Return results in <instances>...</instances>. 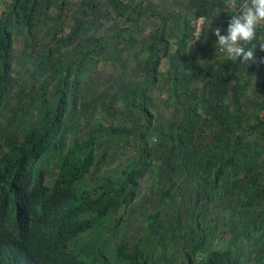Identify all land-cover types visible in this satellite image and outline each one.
<instances>
[{
  "label": "trees",
  "instance_id": "1",
  "mask_svg": "<svg viewBox=\"0 0 264 264\" xmlns=\"http://www.w3.org/2000/svg\"><path fill=\"white\" fill-rule=\"evenodd\" d=\"M10 2L0 264H264V63L216 49L213 30L225 34L231 18L224 0ZM128 151L137 156L121 169ZM146 177L154 210L140 218L152 230L131 242Z\"/></svg>",
  "mask_w": 264,
  "mask_h": 264
},
{
  "label": "clouds",
  "instance_id": "2",
  "mask_svg": "<svg viewBox=\"0 0 264 264\" xmlns=\"http://www.w3.org/2000/svg\"><path fill=\"white\" fill-rule=\"evenodd\" d=\"M226 12L230 15L225 34L221 28L213 30L216 39V49L226 54L232 62H239L247 67L264 63V59L257 60L255 53L257 44L260 51L264 52V38L258 33L264 31V0H224ZM204 23L205 17H199L195 22L193 44L199 40L200 30H197V21ZM197 36V39L195 38ZM6 147L1 153L6 151Z\"/></svg>",
  "mask_w": 264,
  "mask_h": 264
},
{
  "label": "rangeland",
  "instance_id": "3",
  "mask_svg": "<svg viewBox=\"0 0 264 264\" xmlns=\"http://www.w3.org/2000/svg\"><path fill=\"white\" fill-rule=\"evenodd\" d=\"M74 1H77L79 2V0H74ZM155 2H161V3H164V2H167L168 0H154ZM11 2L10 0H0V13L8 6L10 5ZM52 11H56V8H52ZM53 12V13H54ZM55 14V13H54ZM194 27H195V23H194ZM195 38L197 39V36H195ZM45 38L42 36V34L38 35L37 36V40H44ZM22 38L20 35H16L14 36L13 38V41H14V47H15V55H17V52L20 51V48H21V45H22ZM46 42V41H43V43ZM198 55V52L196 50V52L192 55V57H195ZM17 71H19V69L17 70L16 69V73ZM111 71V66H109L108 64L106 65H99L97 67V70H94V73L91 74L92 78L94 79L96 77V75L98 73H100L101 75H106L108 74L109 72ZM15 73V75L17 76V74ZM19 93H20V87H16V88H13L11 89L7 96H6V101L10 104V105H13V106H17V102L19 103ZM15 97V100L13 101L12 98ZM163 98H159V100H162ZM20 106V105H19ZM6 113H2L1 115V111H0V125H3L6 123L5 121V118L3 117V115H5ZM129 153L126 154L125 158L126 160L125 161H122L121 162V169L124 168L126 166V161L127 160H131V159H134L136 158L137 154L136 152L134 151H128ZM117 167V164L116 165H112L110 166V168H106V172L109 174V175H112L114 176L115 174H118L116 173L117 171H119ZM99 170H102L103 169V166L100 165L98 167ZM154 188V181L152 180V178H149V177H146L143 182H142V185L140 187V192L138 194V199H139V202H137L136 205H140L139 208L136 210L135 214H134V217H132V220H134L135 218H138V219H141L140 216L142 214H146V213H149V212H152L154 210V206H152V203H148L146 200L147 198L151 197L149 196L150 194V191ZM180 199L179 197H176L175 198V202H179ZM167 206V205H165ZM178 211V210H177ZM176 211H173L172 212V215L175 214ZM129 213V210L127 211V214ZM167 213L168 211H162V213H160V215L158 216V220H162L164 217H167ZM142 220V219H141ZM142 222V226L140 227L141 228V231L138 230L134 233V231H131V234H129V238H130V241L131 242H134L135 240H137V238L139 236H141L143 234L144 238L146 237V235H149V233H151V230H152V227L150 225V223L146 222L144 223V220L141 221ZM154 229H158V225L155 224ZM123 225H122V230H123ZM121 235H122V232H121ZM151 237L154 238L155 236L153 234H151ZM202 261V257L200 255H196V263H199Z\"/></svg>",
  "mask_w": 264,
  "mask_h": 264
},
{
  "label": "built area",
  "instance_id": "4",
  "mask_svg": "<svg viewBox=\"0 0 264 264\" xmlns=\"http://www.w3.org/2000/svg\"><path fill=\"white\" fill-rule=\"evenodd\" d=\"M203 23H200L199 20L197 21V30L199 31Z\"/></svg>",
  "mask_w": 264,
  "mask_h": 264
},
{
  "label": "bare ground",
  "instance_id": "5",
  "mask_svg": "<svg viewBox=\"0 0 264 264\" xmlns=\"http://www.w3.org/2000/svg\"><path fill=\"white\" fill-rule=\"evenodd\" d=\"M3 213V212H2ZM6 213V212H5ZM1 219V218H0Z\"/></svg>",
  "mask_w": 264,
  "mask_h": 264
}]
</instances>
